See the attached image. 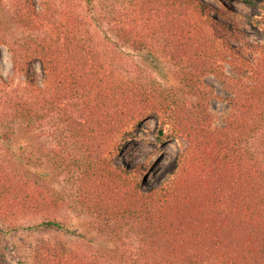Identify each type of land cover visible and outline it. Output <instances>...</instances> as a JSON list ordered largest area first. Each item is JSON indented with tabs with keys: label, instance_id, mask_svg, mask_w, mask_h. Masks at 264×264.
Returning <instances> with one entry per match:
<instances>
[{
	"label": "trees",
	"instance_id": "1",
	"mask_svg": "<svg viewBox=\"0 0 264 264\" xmlns=\"http://www.w3.org/2000/svg\"><path fill=\"white\" fill-rule=\"evenodd\" d=\"M84 1L94 15L96 1ZM20 10V22L43 36L9 45L13 72L23 73L26 85L6 90L0 102V120L10 119L0 124V143L31 170L41 147H34L28 131L49 121L63 125L74 150L54 154L50 176L60 163L78 164L83 205L96 221L52 218L36 227L105 239L104 256L94 257L41 239L33 246V264H264V164L253 143L264 128V44H251L259 60L248 59L233 42L237 31L204 0H127L113 32L153 71L138 77L108 64L80 18H57L48 0L41 8L21 0ZM3 22L0 0V47L8 45ZM37 60L41 81L33 76ZM225 63L251 73L250 82L229 76ZM211 75L232 95L224 127L213 126L210 104L217 95L205 80ZM12 81L2 84L12 88ZM151 118L158 146L187 144L162 182L144 190L148 167L117 166L116 159ZM28 183L0 168L1 235L25 229L18 225L23 217L59 209L57 197ZM129 224L138 244L126 257L116 243ZM0 264L24 263L0 249Z\"/></svg>",
	"mask_w": 264,
	"mask_h": 264
},
{
	"label": "rangeland",
	"instance_id": "2",
	"mask_svg": "<svg viewBox=\"0 0 264 264\" xmlns=\"http://www.w3.org/2000/svg\"><path fill=\"white\" fill-rule=\"evenodd\" d=\"M21 0H1L3 14V32L4 40L8 45L0 47V102L8 97L5 91L13 92L16 88H23L26 85V77L21 72H13L12 54L9 50V45L12 44H27L33 39L43 36L41 31H30L19 20ZM45 0H35L37 8L42 7ZM96 7L94 15L87 8L84 0H48L55 10L57 18L73 22L75 18H80L81 28L88 32V36L93 38L94 46L99 49L106 59L108 64L116 68L117 72L138 77L153 75V71L149 65L133 56L131 49L119 42L113 32L114 19L117 13L124 9L127 0H95ZM212 4L215 8V15L222 18L224 22L231 25L237 31L233 42L238 47H243L244 54L248 59L258 61L259 57L256 50L251 47V44H264V27L262 26L264 16V0H204ZM96 18L97 20H95ZM77 19V20H78ZM100 20V21H99ZM74 23V22H73ZM239 32V33H238ZM87 36V37H88ZM171 68H174L170 61L162 57ZM226 73L232 77H238L245 82H250L247 71L233 68L230 63H225ZM240 65V64H239ZM33 76L38 81L42 78V66L39 60L33 63ZM12 79V88H5L2 80ZM217 95L210 104V111L213 115V126L224 127L233 109L228 98L232 97L231 93L224 85L214 76L205 78ZM10 119L4 118L0 120L1 125H9ZM63 125L55 121L44 122L32 127L28 131L29 140L34 143V147H41L38 152L39 163L33 168L27 169L25 162L22 163L17 156H13L8 152L3 144L0 143V168L12 171L20 176L22 180H27L32 185H39L41 190L47 192L51 196L59 199L60 207L57 210L51 211V214L26 216L20 219L18 225L25 229H20L11 235L0 234V249L3 250L10 260L17 262L18 260L24 264H33V246L39 240H50L60 243L66 247L81 250L86 252L88 256H104L105 252L102 248L104 240L96 236L81 238L76 235L57 232L54 230L48 231L43 228H37L43 219L57 218L66 223H75L77 221H91L95 218L88 213L84 208L79 178L81 172L78 164L72 162L61 165L58 164V171L55 176H50L52 167L57 165L53 159L54 154L59 150L66 149L68 152L74 150V144L70 139L69 132ZM156 127V119L147 120L141 127L137 128L133 137L127 142L124 152L116 159L117 166L132 167L140 164H145L148 167L146 178L144 179V190L151 189L159 185L166 177L169 171L174 167L176 156L179 150L186 146L184 140H172L165 145L158 146L156 144L153 131ZM253 143L260 150L261 161L264 164V128ZM28 154V151L26 152ZM35 157V158H36ZM36 169V170H35ZM40 171L43 175H38ZM40 176V177H39ZM28 183V184H29ZM6 227L0 223V228ZM97 232V229L95 230ZM135 229L132 225H126L119 230V240L116 246L126 249V257L131 253L130 248H134L138 244L135 234ZM117 237V238H118ZM112 239L116 237H111ZM117 254V253H116ZM121 253L113 255L117 260Z\"/></svg>",
	"mask_w": 264,
	"mask_h": 264
}]
</instances>
